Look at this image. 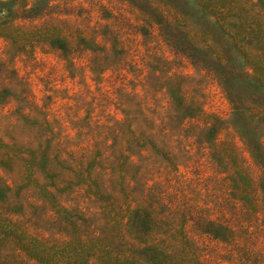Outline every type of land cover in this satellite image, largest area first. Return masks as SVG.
<instances>
[{"label":"rangeland","instance_id":"374dc122","mask_svg":"<svg viewBox=\"0 0 264 264\" xmlns=\"http://www.w3.org/2000/svg\"><path fill=\"white\" fill-rule=\"evenodd\" d=\"M0 264H264V0H0Z\"/></svg>","mask_w":264,"mask_h":264},{"label":"trees","instance_id":"16d2710c","mask_svg":"<svg viewBox=\"0 0 264 264\" xmlns=\"http://www.w3.org/2000/svg\"><path fill=\"white\" fill-rule=\"evenodd\" d=\"M5 185H6V187H7V188H9V185H8V183H5Z\"/></svg>","mask_w":264,"mask_h":264}]
</instances>
